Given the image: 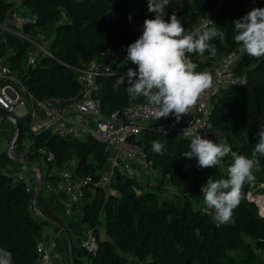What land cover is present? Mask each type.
I'll return each instance as SVG.
<instances>
[{
  "label": "trees",
  "instance_id": "1",
  "mask_svg": "<svg viewBox=\"0 0 264 264\" xmlns=\"http://www.w3.org/2000/svg\"><path fill=\"white\" fill-rule=\"evenodd\" d=\"M25 3L37 19L24 29L44 31L52 36L50 48L54 56H42L34 68L23 73L29 42L1 31L0 55L8 47L12 48L11 66L23 73L29 88L40 98H68L77 94L81 89L77 75L92 56L102 49L127 47L139 38L128 19L129 12L138 19L155 18L154 13L148 12V0H109L106 8L100 9L89 0H25ZM8 10L9 3L0 0V21L5 19ZM244 11L243 0H170L165 8V19L170 20L173 13L183 16L181 23L185 33L195 30L199 22L210 15L212 22L221 27L223 40L217 37L211 41L217 47L215 57L207 51L203 55L187 54L198 65L196 71H200L238 46L233 38L232 23L241 18ZM61 17L64 20L58 23ZM237 68L246 73V80L214 96L210 126L226 132L230 140L235 137L238 142L231 148L252 158V150L258 142L257 132L264 125V56L245 55ZM119 75L122 74L98 77L100 86L95 96L104 114L132 100L145 101L143 97L131 99L126 83L115 88ZM17 124V142L21 143L26 136L32 139L28 161L41 162L44 180L51 176L43 166L60 168L73 158L77 160L79 175L91 174L96 178L107 167V147L91 135H60L46 126L33 129L29 115L18 116ZM157 139L167 149L164 155L151 149L152 141ZM139 141L158 172L164 178L169 176L175 185L192 189V197L160 198L153 187L138 191L141 182L122 172L115 174L114 192L107 199L101 189L86 187V200L79 201L75 208L80 204L86 227L95 228L98 233V226L104 224L106 237L99 236L94 252L74 245L75 264H261L264 215L249 192L259 188L264 180V157H258L259 164L253 169L255 180L244 185L231 220L221 223L203 213L197 205L203 199L202 186L210 177L214 180L228 178L227 168L233 162L231 154L226 156V169L225 165L199 168L196 158L182 156L189 150L191 140L147 127L140 133ZM39 147L50 149L55 160L46 163ZM11 160L16 158L9 157L7 151H0V248L13 254V264H34L38 257V238L52 219L59 218L45 203L44 182L37 201L45 218L36 212L32 192L27 190L24 181L5 170ZM131 256L138 263L133 262Z\"/></svg>",
  "mask_w": 264,
  "mask_h": 264
},
{
  "label": "built area",
  "instance_id": "2",
  "mask_svg": "<svg viewBox=\"0 0 264 264\" xmlns=\"http://www.w3.org/2000/svg\"><path fill=\"white\" fill-rule=\"evenodd\" d=\"M6 1L9 3V10L5 19L0 21V31L11 32L29 42L23 65L24 73L28 69L34 68L42 56H54L50 48L52 37L44 31L35 32L24 29L26 24L37 19L25 0ZM243 1L245 5L243 16L254 8H264V0ZM128 19L138 35H142L144 19L135 18L132 12L128 13ZM63 20L64 18L61 17L58 23ZM208 20L212 21L211 15L203 19L202 25ZM126 48L124 46L106 48L92 56L80 68L77 75L81 89L77 94L68 98L59 96L38 97L29 88L23 78V73L11 66L9 57L13 52L12 48L8 47L7 51L0 55V112L7 114L4 116L0 113V122L9 117L16 124L18 116L29 115L30 127L33 129L46 126L60 135H91L104 142L108 150L107 167L96 178L91 174H77V160L73 158L68 160L63 167L53 166L47 168V172L52 178L48 177L44 180L41 164L37 161H28L30 144L26 142V137L22 139L21 143H18L19 131L14 130L8 150L13 158L20 161L21 165L14 171L8 172H13L16 178L23 180L27 190L32 192L33 207L37 182L40 179L42 180L41 185L44 182L47 189L57 190L60 193L63 206L71 213L79 201L86 199V187L91 190L101 189L105 199H107L114 192L113 181L117 172H122L126 176L136 178L139 181V175L141 177L146 176L148 178L147 182H150L151 186H157V182H151L150 177L153 175L159 176L160 182L158 184L165 188L167 195L169 194V197L167 195L165 197L179 199L180 187L175 185L169 176L164 178L160 172L155 174L154 162L139 141L140 133L147 127L188 140L192 139L193 132H195L196 135L214 141L224 139L229 144V135L218 128L210 126V118L214 96L230 86L243 84L246 80V73L237 68L238 62L246 55L242 53L240 45L217 58L211 66L200 70H207L212 74V84L200 95L188 114L184 115L179 121L176 120L174 114L158 119L154 107H146V101L132 100L126 105L116 108L110 114L103 113L101 103L95 96L100 86L98 77L111 73L123 74L129 67L136 68V65L126 60ZM18 108H24V114H16ZM41 114L43 116L42 120L40 119ZM17 144L20 147L23 144L26 146L23 150L24 153L15 154ZM38 150L43 155L46 163L55 160V154L50 149L39 147ZM232 150L238 154L237 151ZM225 160L226 157L218 165H225ZM249 197L258 203L260 212L264 215L262 209L264 203L261 199L264 196L262 194L252 196L249 192ZM197 207L203 213L215 219L214 209L208 208L204 203V199L198 203ZM36 212L38 213L37 210ZM100 229H102L101 224L98 226V233L95 228L86 227L78 245L91 252L96 251L98 238L101 236ZM54 245V238L50 239L46 235L39 237L37 240L38 257L34 264H59L60 254L53 251Z\"/></svg>",
  "mask_w": 264,
  "mask_h": 264
},
{
  "label": "clouds",
  "instance_id": "3",
  "mask_svg": "<svg viewBox=\"0 0 264 264\" xmlns=\"http://www.w3.org/2000/svg\"><path fill=\"white\" fill-rule=\"evenodd\" d=\"M169 3L170 0H148V12L154 13L155 18L144 20L142 35L126 48V60L136 68L129 67L119 75L114 87L118 89L126 83L129 97H143L146 107H154L158 119L174 114L179 121L212 84V74L207 70L196 71L198 65L187 54L203 55L207 51L215 57L217 47L211 41L217 37L223 40L224 33L208 20L185 34L176 13L170 20L165 19ZM232 24L234 41L241 46L242 53L254 58L264 56V8H254ZM257 136L252 158L234 152L224 139L214 141L195 132L189 150L182 153L189 159L196 158L199 168L215 167L231 154L233 162L227 168L228 178L210 177L201 189L204 203L214 209L215 219L221 223L231 218L244 185L255 180L253 169L259 164L258 157H264V125ZM151 149L160 155L167 151L159 139L152 141ZM0 264H13V254L7 249L0 248Z\"/></svg>",
  "mask_w": 264,
  "mask_h": 264
},
{
  "label": "rangeland",
  "instance_id": "4",
  "mask_svg": "<svg viewBox=\"0 0 264 264\" xmlns=\"http://www.w3.org/2000/svg\"><path fill=\"white\" fill-rule=\"evenodd\" d=\"M89 2L96 4L99 9L100 8H106V6L109 4V0H89ZM178 18L181 20L183 18V16H178ZM202 23H203V19L201 20V22H199L198 26L202 25ZM191 31L192 30H188V31H186V33L191 32ZM24 112H25L24 108H18L16 110V114H18V115H22V114H24ZM0 113L3 114L4 116L7 115L5 112H0ZM39 113H40V111H39ZM42 118H43V116L41 114L40 119L42 120ZM14 130H15V124L9 119V117H6V119L3 122H0V151H5V152L7 151V154L9 155V157L11 155L9 153L8 147H9L10 139L14 133ZM78 136L84 137V135H78ZM26 142L29 144H32V139L29 136H26ZM237 142H238V140L235 137H232L229 144L231 146ZM25 148H26V146L24 144L21 145V147L19 144H17V146L15 147V154H17V155L22 154V152H23V150H25ZM9 165H11L12 168H10L9 166H6L5 169L7 171H10V170L14 171L15 169H17L21 165V163L18 161V159H16V160H11ZM223 168L224 169L227 168L226 164ZM156 173H158L157 169L155 170V174ZM263 178H264V175H263ZM139 179H140V182L142 184V187H137L138 191L147 190V189L153 187L158 192L160 198H164L167 195L165 188L158 184V182H160L159 176L153 175L150 177L151 182H157V186H151L149 184L150 182L149 183L147 182L148 178L146 176L141 177V175H139ZM179 187H180V190L178 193L180 194L181 199H190L192 197V195H193L192 189L186 188L184 186H179ZM46 191H47V188L44 184V185H42L43 195L46 193ZM259 193L262 194V196H264V180L262 181V183H260L259 188H254L251 191L252 196L253 195L257 196ZM167 196L169 197V194ZM261 199L263 200L264 197H261ZM200 202H202V200H200ZM73 211L75 212L76 217L74 218V221L73 220L71 221L72 224L68 226V229L71 230V232H73V234L76 236L83 235L85 225H84V223H82L79 215H77V213L78 214L82 213V208L79 206V207L75 208ZM103 218H104V216H102V218H101L102 221L104 220ZM101 225L104 228V224H101Z\"/></svg>",
  "mask_w": 264,
  "mask_h": 264
},
{
  "label": "crops",
  "instance_id": "5",
  "mask_svg": "<svg viewBox=\"0 0 264 264\" xmlns=\"http://www.w3.org/2000/svg\"><path fill=\"white\" fill-rule=\"evenodd\" d=\"M22 153H24V151ZM39 163L41 164V162ZM8 166L12 168L11 165H8ZM43 167H44V171L46 172L47 171L46 169L48 167L47 168L46 166H43ZM44 197H45L46 205L53 211V213L56 215L57 218H59V220L52 219L50 224L45 226V229L42 235H46L50 239L51 238L55 239V245H54L53 251L55 253L58 252L60 254V258L58 259L59 264L72 263L74 259L73 246L78 245L80 238L84 235L86 226L83 231V235H78V236L74 235L73 232H71V230L68 229V226L72 224L71 223L72 220L74 221V218L76 217L75 212L72 210V212L70 213L63 206L60 193L57 190L47 189L46 193L44 194ZM263 203H264V199H263ZM79 206L80 204L77 205L76 208ZM77 215H79L82 221V213L81 214L77 213ZM100 234H101V237H106L105 228L102 227V229H100ZM260 251H261L260 254L263 259L261 264H264V251L263 250H260ZM131 259L133 260V262L138 263L137 259L134 258L133 256H131Z\"/></svg>",
  "mask_w": 264,
  "mask_h": 264
},
{
  "label": "water",
  "instance_id": "6",
  "mask_svg": "<svg viewBox=\"0 0 264 264\" xmlns=\"http://www.w3.org/2000/svg\"><path fill=\"white\" fill-rule=\"evenodd\" d=\"M15 130H16V131H19V127H18V124H17V123L15 124ZM41 182H42L41 179L38 180V182H37V189H36V194H35L34 208L38 211V213H39L41 216L45 217V215H44V214L40 211V209L38 208V201H37V199H38V195H39V191H40V188H41ZM72 264H75L74 259H73Z\"/></svg>",
  "mask_w": 264,
  "mask_h": 264
},
{
  "label": "bare ground",
  "instance_id": "7",
  "mask_svg": "<svg viewBox=\"0 0 264 264\" xmlns=\"http://www.w3.org/2000/svg\"><path fill=\"white\" fill-rule=\"evenodd\" d=\"M262 209H263V211H264V205L262 204Z\"/></svg>",
  "mask_w": 264,
  "mask_h": 264
}]
</instances>
